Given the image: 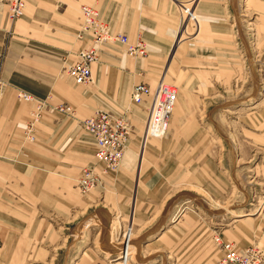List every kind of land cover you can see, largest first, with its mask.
Masks as SVG:
<instances>
[{
	"label": "rangeland",
	"instance_id": "obj_1",
	"mask_svg": "<svg viewBox=\"0 0 264 264\" xmlns=\"http://www.w3.org/2000/svg\"><path fill=\"white\" fill-rule=\"evenodd\" d=\"M171 1L177 30L154 58L160 62L151 88H163L149 136L150 99L135 106L115 97L121 111L105 110L126 115L131 127L118 168L85 157L83 168L94 163L88 166L100 183L82 195L75 178L60 196L65 183L55 176L0 159V264H218L215 234L239 251L255 248L264 264V0ZM139 156L140 175L165 187L157 229H121L118 217L94 214L88 203L95 196L103 206L104 195L117 201L114 194L130 192ZM116 171L131 176L123 181L128 187H104ZM40 184L46 196L39 199ZM166 229L167 237L148 245Z\"/></svg>",
	"mask_w": 264,
	"mask_h": 264
},
{
	"label": "crops",
	"instance_id": "obj_2",
	"mask_svg": "<svg viewBox=\"0 0 264 264\" xmlns=\"http://www.w3.org/2000/svg\"><path fill=\"white\" fill-rule=\"evenodd\" d=\"M24 2L23 17L11 21L6 4L0 1V159L11 164L22 161L25 167L34 169L39 176H55L56 179L52 180L65 183L59 191L63 196L67 183L74 187L75 178L78 179L87 160L85 157L92 154L94 157L93 140L81 133L82 118L104 106L107 108L101 110L121 111L124 102L115 97H130L131 100L133 85L146 83L153 92L151 80L158 76L160 62L154 58L170 46L177 30L176 15L171 0ZM83 5L94 6L112 32L125 35L131 43L142 41L147 54L140 58H147L149 63L127 56L123 46L104 44L98 51V60L91 66L94 83L76 85L68 70L76 62L83 46L84 40L76 38ZM19 93L47 105V110L35 126L34 141L23 137L33 105L18 98ZM149 99L151 101L147 97L140 104L133 105H146ZM63 103H69L74 108L71 117L53 109ZM139 162L142 168L143 157L139 156L137 164ZM140 171L134 175L130 192L114 194L119 200L112 199L109 193L103 197V206H98L95 196H90L88 203L93 206L92 212L102 211L110 219L118 217L121 229H157L162 218L157 212L158 199L164 196L162 189L165 187L149 173L140 175ZM129 177L124 171L107 174L103 178L104 187L111 188L120 182L128 187L127 183L131 182ZM41 188L42 194L40 191L36 198L46 196L45 186L40 184ZM167 230H163L152 243L164 239L162 236ZM113 253L109 254L113 256L116 251ZM78 260H81L80 257Z\"/></svg>",
	"mask_w": 264,
	"mask_h": 264
},
{
	"label": "built area",
	"instance_id": "obj_3",
	"mask_svg": "<svg viewBox=\"0 0 264 264\" xmlns=\"http://www.w3.org/2000/svg\"><path fill=\"white\" fill-rule=\"evenodd\" d=\"M7 6L8 19L17 20L24 15V0H0ZM188 8L184 9V14L188 13ZM192 13V12H191ZM76 38L84 39V46L78 52L76 62L68 70L69 77L75 84L92 85L94 83L91 64L98 59V51L101 45L116 43L126 46L125 54L129 57L144 56L145 47L141 41L135 44H127V37L121 34H113L109 30L108 24L104 22L89 5L81 7V23L77 31ZM2 82L0 80V91ZM148 87L144 84H137L132 87L131 100L134 104H140L143 96L149 93ZM162 92V91H161ZM162 97L161 93L160 96ZM164 97L169 95L164 94ZM18 98L33 105L30 112V121L24 128V137L29 141H34V131L36 124L42 118L43 112L47 110V105L43 101L19 93ZM152 103V102H151ZM151 108V104L149 110ZM56 112L71 117L74 110L69 105H58L53 108ZM148 110V111H149ZM81 128L89 134L94 141V158L97 163H102L106 169H116L119 167L126 146L129 141L131 127L126 115L117 116L105 110L97 109L90 116L81 121ZM100 183L98 173L93 166L82 169L77 181V188L81 194H87ZM125 234V233H124ZM213 244L221 250L223 256L218 264H260V257L255 248L248 247L243 251H237L230 243H224L218 235H214Z\"/></svg>",
	"mask_w": 264,
	"mask_h": 264
},
{
	"label": "bare ground",
	"instance_id": "obj_4",
	"mask_svg": "<svg viewBox=\"0 0 264 264\" xmlns=\"http://www.w3.org/2000/svg\"><path fill=\"white\" fill-rule=\"evenodd\" d=\"M89 6H91V5H89ZM95 10H96V8L94 7V6H92ZM81 12V11H80ZM96 12L98 13V11L96 10ZM98 15H99V13H98ZM110 29V28H109ZM78 33V32H77ZM112 33V32H111ZM113 34H116V33H113ZM128 39V38H127ZM82 40H84V39H82ZM140 41V40H139ZM136 42H138V41H136ZM136 42H134V43H131L130 41H129V39H128V41H127V46L128 45H130V44H135ZM142 42V41H141ZM143 43V42H142ZM109 44H117V45H120V46H123V47H125V49H126V46H124V45H121V44H119L118 42H116V43H109ZM143 45H144V43H143ZM145 47V46H144ZM146 56V48H145V55L144 56H135V57H132V58H139V57H145ZM93 64V63H92ZM92 64H91V66H92ZM137 85V84H136ZM135 86V85H134ZM162 88H163V84H161V85H159V87L157 88V90H155L153 93H151V90L149 89L148 91H149V93L147 94V95H144L143 96V99H145V98H147V97H150L151 98V101H152V106H151V109H150V113H149V115H148V122H147V134H148V136H149V133H150V129H151V126H152V122H153V120H154V118H155V111H156V107H157V104H158V102H159V99H160V93H161V91H162ZM132 91V90H131ZM164 98V97H163ZM165 99V98H164ZM132 101V100H131ZM143 101V100H142ZM133 102V101H132ZM123 158V157H122ZM122 161V160H121ZM121 163V162H120ZM140 168H141V162H139L138 164H137V167H136V172L138 173L139 171H140ZM95 169V168H94ZM107 173V172H106ZM79 178V177H78ZM77 181H78V179H77ZM89 193V192H88ZM82 195H85V194H82ZM169 233H170V230H167L164 234H163V236L162 237H166V236H168L169 235ZM218 237L220 238V240L222 241V242H224L223 240H222V238L218 235ZM213 241V240H212ZM224 243H229V242H224ZM155 244V242L154 243H152V242H150L148 245L149 246H151V245H154ZM231 244V243H230ZM231 245H233V244H231ZM216 247V246H215ZM233 247H234V245H233ZM217 248V247H216ZM235 248V247H234ZM246 248H248V247H246ZM245 248V249H246ZM236 249V248H235ZM237 250V249H236ZM244 250V249H243ZM242 250V251H243ZM124 251H125V249H124ZM237 251H239V250H237ZM88 253H89V251H86L85 253H83L84 254V256H87L88 255ZM122 264H126V263H128L127 261L126 262H121Z\"/></svg>",
	"mask_w": 264,
	"mask_h": 264
}]
</instances>
